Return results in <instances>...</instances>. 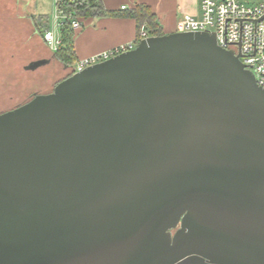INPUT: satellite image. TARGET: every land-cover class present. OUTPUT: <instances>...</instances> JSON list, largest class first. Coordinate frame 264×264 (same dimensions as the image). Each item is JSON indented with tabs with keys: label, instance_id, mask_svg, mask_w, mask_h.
Instances as JSON below:
<instances>
[{
	"label": "water",
	"instance_id": "1",
	"mask_svg": "<svg viewBox=\"0 0 264 264\" xmlns=\"http://www.w3.org/2000/svg\"><path fill=\"white\" fill-rule=\"evenodd\" d=\"M0 264H264V89L240 55L148 36L2 113Z\"/></svg>",
	"mask_w": 264,
	"mask_h": 264
},
{
	"label": "built area",
	"instance_id": "2",
	"mask_svg": "<svg viewBox=\"0 0 264 264\" xmlns=\"http://www.w3.org/2000/svg\"><path fill=\"white\" fill-rule=\"evenodd\" d=\"M67 0H54L53 28L44 32L48 47L57 51L61 44V28L67 20L78 32L83 22L65 9ZM200 13L185 15L178 32H209L214 34L220 47L240 55L246 69L250 70L258 85L264 89V0H199ZM141 40L148 37L145 28ZM137 40L116 48L80 58L71 68L73 73L106 61L120 53L134 49Z\"/></svg>",
	"mask_w": 264,
	"mask_h": 264
},
{
	"label": "rangeland",
	"instance_id": "3",
	"mask_svg": "<svg viewBox=\"0 0 264 264\" xmlns=\"http://www.w3.org/2000/svg\"><path fill=\"white\" fill-rule=\"evenodd\" d=\"M18 8L16 0H0V112L29 101L36 93L52 92L72 72L56 59L42 39L47 20L38 24L37 29L35 21L18 14ZM53 11L54 5L49 29L53 28ZM43 58L49 63L35 70L26 69L37 66L35 61Z\"/></svg>",
	"mask_w": 264,
	"mask_h": 264
},
{
	"label": "crops",
	"instance_id": "4",
	"mask_svg": "<svg viewBox=\"0 0 264 264\" xmlns=\"http://www.w3.org/2000/svg\"><path fill=\"white\" fill-rule=\"evenodd\" d=\"M16 1L19 3L17 12L21 17H29L35 21L37 25L47 20L48 25V19L53 10L54 0ZM198 1L199 0H102L106 10L114 14L109 13L107 16L89 18L86 20L74 37L75 53L78 59L86 58L137 40L139 36L137 22L126 14L140 5H147L151 8L159 18L165 34L178 32L179 24L185 15L189 14L196 16L200 13L198 11ZM42 39L45 42L44 37H42ZM40 60L48 59L43 58Z\"/></svg>",
	"mask_w": 264,
	"mask_h": 264
},
{
	"label": "trees",
	"instance_id": "5",
	"mask_svg": "<svg viewBox=\"0 0 264 264\" xmlns=\"http://www.w3.org/2000/svg\"><path fill=\"white\" fill-rule=\"evenodd\" d=\"M64 6L68 12L74 13L83 23L89 18H100L110 13L103 6L102 0H67ZM126 15L137 22L138 43L141 41L140 32L142 28L146 29L149 36H161L165 34L159 18L147 5H140ZM48 29L47 25L42 35ZM39 30H41L40 27ZM75 34L76 32L71 27V21L67 20L61 28L60 47L54 52L56 59L66 67H72L79 60L74 50ZM73 74L71 72L68 77Z\"/></svg>",
	"mask_w": 264,
	"mask_h": 264
},
{
	"label": "flooded vegetation",
	"instance_id": "6",
	"mask_svg": "<svg viewBox=\"0 0 264 264\" xmlns=\"http://www.w3.org/2000/svg\"><path fill=\"white\" fill-rule=\"evenodd\" d=\"M48 63H49V62H48ZM48 63H47V64H48ZM45 65H46V64H45ZM26 69H27V70H35V69H37V68L34 69V68H31L30 66H28V67H26ZM38 94H39V93H38ZM38 94H37V93L34 94L32 98H34V97H35L36 95H38ZM32 98H31V99H32ZM31 99H30V100H31ZM30 100H29V101H30ZM27 102H28V101H27ZM27 102H25V103H27ZM25 103H23V104H25ZM23 104H20V105H18V106H16V107H13V108H11V109H8V110H5V111H2V112H0V115H1L2 113L7 112V111L13 110V109H15V108H17V107H19V106H21V105H23ZM176 230H177V229L173 230V234L176 232Z\"/></svg>",
	"mask_w": 264,
	"mask_h": 264
}]
</instances>
